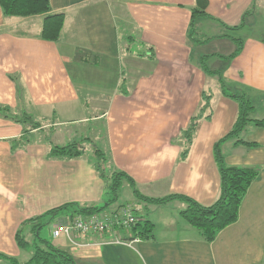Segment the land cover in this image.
Masks as SVG:
<instances>
[{
	"label": "crops",
	"instance_id": "0c3cea01",
	"mask_svg": "<svg viewBox=\"0 0 264 264\" xmlns=\"http://www.w3.org/2000/svg\"><path fill=\"white\" fill-rule=\"evenodd\" d=\"M195 4L51 0L53 11L65 13L61 37L54 42L39 36L42 16L7 17L0 4V106L26 111L43 123L31 131L25 147L13 150L12 140L23 136L25 126L0 113V253L21 261L25 250L16 234L25 220L67 203L106 200L105 181L92 159H50L48 140L55 145L81 141L90 153L96 145L144 195H185L203 205L219 197L214 148L221 141L228 165L258 167L260 172L243 199L239 219L212 242L181 217L187 203L176 198L164 204L144 202L146 213L126 202L154 225L146 238L133 231L128 237L117 228L76 237L78 244L62 235L55 245L69 250L78 264H264V127L251 123L241 134L257 146L236 144L235 138L222 141L239 105L200 62L205 55L207 64L224 58V67L208 65L222 68L230 90L246 92L255 118L264 119V36L252 31L239 35L245 29L264 34V0H209V16L196 20L197 42L189 36ZM211 43L218 50L204 54ZM239 43L241 50L227 61ZM205 94L211 96L210 108L182 158L183 132ZM153 205L171 206V215L157 214L162 210L157 207L152 216ZM116 238L137 240L114 243Z\"/></svg>",
	"mask_w": 264,
	"mask_h": 264
},
{
	"label": "trees",
	"instance_id": "16d2710c",
	"mask_svg": "<svg viewBox=\"0 0 264 264\" xmlns=\"http://www.w3.org/2000/svg\"><path fill=\"white\" fill-rule=\"evenodd\" d=\"M0 4L7 17L42 16V26L39 36L44 40L53 42L60 39L64 29L65 13L63 11H53L51 0H0ZM208 4L209 0H196V4L192 8V23L189 36L194 42L199 40L194 37V33L197 32L195 28L196 20L202 16H209L207 12ZM238 28H240V25L231 27L233 30H237ZM241 47L242 45L239 43L236 50L227 56V61H230L241 50ZM206 57L207 55L202 56L200 60L204 70L210 75L217 76L223 93L236 100L239 105L238 117L231 131L222 141L235 138L236 144L243 143L251 147L257 146V143L241 138V134L251 123L258 127H264V119L252 117L254 104L246 92H232L223 76L222 68L212 70L207 64ZM210 99V95H204V102L200 110L192 117L189 126L183 132L185 146L182 151V158L188 155L189 146L198 123L208 108H210ZM0 113L21 122L25 126L23 136L12 140L13 150L25 147L31 141V131L43 127L41 121H37L33 115L26 111L14 113L9 106H0ZM48 143L47 157L50 159L71 160L88 156L86 147L81 141H74L66 145H55L50 140H48ZM220 144L221 141L216 143L214 152L219 168L221 187L219 197L211 205H203L185 195L173 194L160 198L144 195L136 187L135 180L126 172L115 169L111 164L109 155L100 147L94 145L91 152L93 156H88V158L92 159L93 165L105 181V202L103 204L67 203L25 220L16 234V241L19 247L22 250L29 249L31 251V257L24 264H78L69 250L61 248L52 241L41 237L43 227L49 225L55 218H61L64 215L81 214L89 216L105 212H116L120 206L124 205L116 204V201L126 181L132 187L135 197L147 204H164L176 198L186 201L187 206L180 212L181 217L191 226L195 227L205 241L212 242L221 230L239 219L243 199L260 172L258 167L228 165ZM139 218V222L133 226L132 231L137 236L146 238L152 232L154 225L148 218L144 219L143 216H139ZM0 259H5L11 264H20L19 259L4 253H0Z\"/></svg>",
	"mask_w": 264,
	"mask_h": 264
},
{
	"label": "built area",
	"instance_id": "2783aa9c",
	"mask_svg": "<svg viewBox=\"0 0 264 264\" xmlns=\"http://www.w3.org/2000/svg\"><path fill=\"white\" fill-rule=\"evenodd\" d=\"M140 218L135 213L132 203H126L118 208L114 213H103L94 215H64L53 220L52 234L54 237L66 235L74 244H78L76 237L98 235L101 236L115 229L123 230L128 237H132L133 226L139 222ZM137 239H119L114 243L132 244Z\"/></svg>",
	"mask_w": 264,
	"mask_h": 264
},
{
	"label": "rangeland",
	"instance_id": "374dc122",
	"mask_svg": "<svg viewBox=\"0 0 264 264\" xmlns=\"http://www.w3.org/2000/svg\"><path fill=\"white\" fill-rule=\"evenodd\" d=\"M251 31L256 36H264L263 31L260 30V29H254V30L245 29L244 31L240 32L239 35H242L243 33L244 34L245 33H249ZM236 46H237V44H234L233 45V49L236 48ZM215 50L217 51L218 48L215 47V45L211 43V44L207 45L206 47H204V52L203 53L204 54L208 53V52L211 53V52H214ZM230 51L231 50L223 51L222 49H220L221 53H229ZM208 64H210V66H218L219 65L220 67H224L226 65V60L224 58H222V57L217 56V57H215L214 60H209ZM252 117H256V113H253ZM87 154H88V156H91V157L93 156V154L90 153V151L87 152ZM126 202L135 203L138 210H140L141 212L146 213L147 209L145 207V203L141 202V201H138V199L134 196L132 187L129 185V183L127 181L124 182V184H123V186L121 188L120 195H119L118 200L116 201V204H121V203H126ZM175 203H182V202L178 201V202H175ZM150 207H151L152 210L154 208L161 207V208H159V209H162V210H160V212H158L159 210H155V211H157V214H159V215L162 214V213H165V212H167V215H169V216L171 215V212H170V210H172L171 206H167L168 207V208H166L167 210H164L165 208H162L164 206H160V205H153V206H150ZM155 211L153 210L152 216H153V214H155ZM53 225H54V222L52 221L49 225L43 227V229L41 231V237L45 238V239H48L49 241H52L54 244H57V240L52 234ZM80 237H82V236H80ZM29 254H31V251L29 249H26L23 258L20 261V264H24L25 260L26 261L28 260ZM3 263L11 264L10 262H8L6 260H4Z\"/></svg>",
	"mask_w": 264,
	"mask_h": 264
}]
</instances>
